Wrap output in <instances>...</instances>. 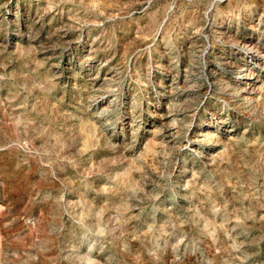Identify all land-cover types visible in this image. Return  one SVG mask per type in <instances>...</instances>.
<instances>
[{"label":"rangeland","instance_id":"374dc122","mask_svg":"<svg viewBox=\"0 0 264 264\" xmlns=\"http://www.w3.org/2000/svg\"><path fill=\"white\" fill-rule=\"evenodd\" d=\"M0 264H264V0H0Z\"/></svg>","mask_w":264,"mask_h":264},{"label":"bare ground","instance_id":"6f19581e","mask_svg":"<svg viewBox=\"0 0 264 264\" xmlns=\"http://www.w3.org/2000/svg\"><path fill=\"white\" fill-rule=\"evenodd\" d=\"M221 62H222V64H223V66H224V68L226 69V70H229V68L231 67V65H232V61L228 58V57H222V59H221ZM243 71V70H242ZM246 77H247V75L245 74V73H241V74H239L238 75V78L239 79H244L243 80V82L245 83V84H247L248 86L250 85V86H255V83H254V81H251L250 79H246ZM256 81V80H255ZM258 84V83H257ZM226 88V87H225ZM245 90V89H244ZM256 91V90H255ZM248 96V95H247Z\"/></svg>","mask_w":264,"mask_h":264}]
</instances>
